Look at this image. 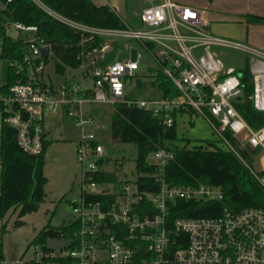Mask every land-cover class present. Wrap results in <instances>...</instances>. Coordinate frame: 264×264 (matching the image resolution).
<instances>
[{"label": "built area", "instance_id": "built-area-1", "mask_svg": "<svg viewBox=\"0 0 264 264\" xmlns=\"http://www.w3.org/2000/svg\"><path fill=\"white\" fill-rule=\"evenodd\" d=\"M43 10L76 31L85 40L104 39L100 48L87 52L86 70L91 85L79 83L52 85L44 81L46 62L41 48L49 46L34 25L13 22L11 26L24 37L23 57L16 65L21 75L6 95H0V127L7 124L17 132L20 148L33 155L43 150L44 121L48 114L64 109L80 129L76 156L81 165V194L70 201L72 219L66 223L71 236L63 233L55 239L69 243L59 250L41 245L31 264H264V210L245 208L239 211L224 206L214 216L177 217L168 220L171 204L176 199L222 200L220 186L171 185L164 178V168L174 157L172 149L163 146L153 152L154 171H141L133 183L125 180L96 179L107 172L104 147L95 134L86 129L94 124L91 116L81 111L84 102L126 103L150 111L165 126L178 116L198 114L206 118L220 138L233 150L224 136L226 130L240 146L258 149V165L252 171L264 187V125L253 128L236 108L234 101L242 92V78L233 67H226L217 47H236L247 52L253 91L248 95L253 107L264 111V52L210 33L205 11L175 0L149 2L141 7L139 23L124 21L120 28H103L70 20L34 0ZM27 33H30L29 36ZM124 42L123 52L104 68L95 65L111 42ZM134 46L149 58L146 71L155 77L160 70L177 91L156 99L128 97L130 78L138 76L142 52L130 57ZM50 48V47H49ZM50 52V51H49ZM103 129V125L96 124ZM149 177L159 184L157 191L140 190L138 179ZM132 185V188H131ZM101 187V189H98ZM102 196L104 200L89 197ZM0 264H23L21 260Z\"/></svg>", "mask_w": 264, "mask_h": 264}, {"label": "trees", "instance_id": "trees-1", "mask_svg": "<svg viewBox=\"0 0 264 264\" xmlns=\"http://www.w3.org/2000/svg\"><path fill=\"white\" fill-rule=\"evenodd\" d=\"M52 11L73 21L86 25L103 28H120L124 26L123 19L109 6H97L91 0H38ZM0 61L3 62L0 72V95H6L9 88L16 83L21 75L16 72V65L23 57L24 37H12L8 29L13 22L24 25H34L38 28L50 52L57 58L56 71L63 73L66 66L71 68L82 67L87 61L86 54L92 48H100L104 39H86V34L74 30L62 21L54 18L43 10L34 0H0ZM129 25H136L138 15H133ZM250 21H261L259 18L249 17ZM138 24V23H137ZM124 42H111L108 52L103 57L98 53L95 65L104 68L112 62L119 52H123ZM47 54L43 59L46 62ZM85 70V74H86ZM152 85L156 86L163 95L175 94L171 82L160 70L155 71ZM244 78L242 92L234 104L241 115L253 128L264 125V111L256 110L248 99L253 91L252 76L248 67V59L241 70ZM2 105H0L1 107ZM173 124L163 125L150 111L136 106H127L126 103L113 104L111 117V136L115 141L134 143L137 146L138 156L136 167L141 171H154L155 165L147 162L149 153L160 147L172 149L174 157L164 168V178L171 185L197 186L209 184L220 186L224 196L222 200H184L176 199L168 212L171 222L177 217H203L217 215L226 206L235 211L245 208H259L264 210V187L254 176L252 171L257 170L254 155L258 149L240 146L239 142L226 130L224 136L233 150L222 148L215 143L207 146L188 144L178 146L174 144L178 130V115L172 113ZM49 141H44L43 150L38 155L23 151L17 143V132L7 124L0 127V217H4L10 209H19V216L34 212L45 196L44 175L45 150ZM115 181L116 176L111 173H101L96 179ZM140 190L157 191L159 184L152 178L138 179ZM95 200H104L106 197L92 196ZM4 229V228H3ZM61 231L64 237L71 236V230L62 224L58 227L45 225L35 235L30 244H39L47 250L45 242L55 237ZM2 245L0 242V260H3Z\"/></svg>", "mask_w": 264, "mask_h": 264}, {"label": "rangeland", "instance_id": "rangeland-1", "mask_svg": "<svg viewBox=\"0 0 264 264\" xmlns=\"http://www.w3.org/2000/svg\"><path fill=\"white\" fill-rule=\"evenodd\" d=\"M148 4V1L140 0L141 7ZM131 18L127 17L126 22L131 23ZM137 23L139 17L135 24ZM17 32L12 26L8 29V34L11 36H16ZM139 52H142V58L138 76L129 79L126 94L136 99L159 98L161 92L152 85L153 77L144 67L149 58L137 46L132 48L130 57L136 59ZM217 52L226 67H233L242 75L241 70L245 67L249 56L247 52L236 47H217ZM47 55L43 74V79L47 83L55 86L66 83L92 84L91 78L85 75L83 67L66 66L63 73L57 72L55 67L58 58L51 52ZM2 67L3 62L0 61V72ZM81 111L94 119V124H88L86 129L93 132L97 141L104 147L107 173L115 176L121 174L130 184L133 183L140 174L136 167L137 146L134 143L118 142L112 138L113 104L84 102L81 104ZM178 123V138L174 144L183 146L187 143L192 147L207 146L212 142L219 147L228 148L211 124L201 115L178 116ZM96 124L103 125L104 128H97ZM44 127L49 133L50 140L45 151L43 168L46 177L44 199L34 212L19 216V209H10L4 217H0V242L3 258L8 262L21 260L23 264H31V260L36 257V251L40 248L38 244H30L35 235L47 224L58 227L69 222L73 217L70 201L80 193L82 169L76 156V141L79 140L80 129L75 127L74 120L66 115L64 109L48 114L45 117ZM147 160L153 161L154 155L149 153ZM62 210L68 214L63 219L58 217Z\"/></svg>", "mask_w": 264, "mask_h": 264}, {"label": "crops", "instance_id": "crops-1", "mask_svg": "<svg viewBox=\"0 0 264 264\" xmlns=\"http://www.w3.org/2000/svg\"><path fill=\"white\" fill-rule=\"evenodd\" d=\"M151 1L157 3L162 2L163 0ZM175 1L182 4L194 5L203 9L208 23L206 29L210 33L264 52V0ZM91 2L97 6H109L120 16L121 19L125 21L127 17L135 15L131 7L130 0H91ZM249 17L259 18L261 21H250ZM27 34L29 36L30 33ZM17 35L18 32L16 36ZM85 70L86 69L84 68V71ZM44 131L45 141L50 142L49 133L45 130V127ZM80 194L81 189L76 198H78Z\"/></svg>", "mask_w": 264, "mask_h": 264}, {"label": "water", "instance_id": "water-1", "mask_svg": "<svg viewBox=\"0 0 264 264\" xmlns=\"http://www.w3.org/2000/svg\"><path fill=\"white\" fill-rule=\"evenodd\" d=\"M131 3V7L133 12L136 15H139L140 11H141V6H140V0H130ZM50 51L49 46H44L41 48V54H48ZM90 70L92 69V65H90L89 67L86 68V70ZM244 81V78H242V83ZM123 178V175L119 174L116 176V181H120ZM68 214L62 210L60 211L58 217L63 219L67 216ZM69 243V240L66 239H55V238H49L47 240V247L50 249H54V250H59L61 248L62 245Z\"/></svg>", "mask_w": 264, "mask_h": 264}]
</instances>
